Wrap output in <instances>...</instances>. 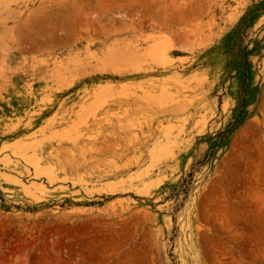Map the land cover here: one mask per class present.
Segmentation results:
<instances>
[{
	"label": "rangeland",
	"instance_id": "1",
	"mask_svg": "<svg viewBox=\"0 0 264 264\" xmlns=\"http://www.w3.org/2000/svg\"><path fill=\"white\" fill-rule=\"evenodd\" d=\"M0 264H264V0H0Z\"/></svg>",
	"mask_w": 264,
	"mask_h": 264
},
{
	"label": "trees",
	"instance_id": "2",
	"mask_svg": "<svg viewBox=\"0 0 264 264\" xmlns=\"http://www.w3.org/2000/svg\"><path fill=\"white\" fill-rule=\"evenodd\" d=\"M222 135H220V137H221Z\"/></svg>",
	"mask_w": 264,
	"mask_h": 264
}]
</instances>
